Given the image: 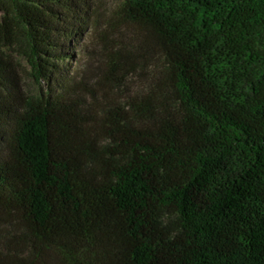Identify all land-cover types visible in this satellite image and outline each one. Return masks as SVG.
I'll list each match as a JSON object with an SVG mask.
<instances>
[{
	"label": "trees",
	"instance_id": "trees-1",
	"mask_svg": "<svg viewBox=\"0 0 264 264\" xmlns=\"http://www.w3.org/2000/svg\"><path fill=\"white\" fill-rule=\"evenodd\" d=\"M82 4L0 0V264H264V0H120L95 113L5 56L52 85Z\"/></svg>",
	"mask_w": 264,
	"mask_h": 264
},
{
	"label": "rangeland",
	"instance_id": "rangeland-1",
	"mask_svg": "<svg viewBox=\"0 0 264 264\" xmlns=\"http://www.w3.org/2000/svg\"><path fill=\"white\" fill-rule=\"evenodd\" d=\"M82 3L83 8L75 7L76 34L60 39L62 51L71 55L52 85L33 77L31 67L16 47H9L5 56L12 64L22 93L37 95L65 87L85 102L88 111L95 113L107 103H121L143 91L144 81L134 75L125 86L116 87L113 80L105 79L111 66L109 51L134 43L138 33L135 26L119 18L120 0H82Z\"/></svg>",
	"mask_w": 264,
	"mask_h": 264
}]
</instances>
